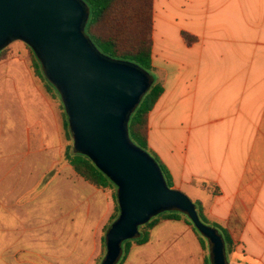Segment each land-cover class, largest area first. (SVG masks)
<instances>
[{"label": "crops", "instance_id": "crops-1", "mask_svg": "<svg viewBox=\"0 0 264 264\" xmlns=\"http://www.w3.org/2000/svg\"><path fill=\"white\" fill-rule=\"evenodd\" d=\"M153 39L164 92L149 115L150 148L174 188L228 230L243 264H264V0H154ZM35 187L39 178L0 174V264H94L110 193L70 165ZM168 222L180 221L153 228L123 264H180L181 239L167 249L155 235L177 229Z\"/></svg>", "mask_w": 264, "mask_h": 264}, {"label": "water", "instance_id": "water-1", "mask_svg": "<svg viewBox=\"0 0 264 264\" xmlns=\"http://www.w3.org/2000/svg\"><path fill=\"white\" fill-rule=\"evenodd\" d=\"M83 0H0V51L26 43L56 87L68 116L74 150L89 157L117 186L118 218L106 233L101 264H117L123 242L157 215L186 214L211 246V264H229L216 228L204 223L194 201L168 186L155 159L135 146L128 124L153 79L140 67L101 54L85 28Z\"/></svg>", "mask_w": 264, "mask_h": 264}, {"label": "rangeland", "instance_id": "rangeland-1", "mask_svg": "<svg viewBox=\"0 0 264 264\" xmlns=\"http://www.w3.org/2000/svg\"><path fill=\"white\" fill-rule=\"evenodd\" d=\"M152 77L157 83L159 75L153 73ZM65 116L61 98L56 92H50L47 83L34 73L33 53L29 46L21 41L7 46L0 55V174L15 172L18 182L39 178V188L33 189L38 191L63 166H69L66 152L68 148L74 150V139L70 128L65 126ZM15 165L18 171H14ZM104 190L112 198L117 192L112 188ZM187 217L182 213L181 223L168 222L177 229L168 233L165 226H161L155 235L169 239L167 249L171 248L172 238L181 239L180 264H208V257L211 264L209 240L190 224ZM110 218L103 228L102 250L94 264H101L105 257L106 240L103 239ZM165 221L172 220L159 216L157 225ZM202 237L208 241L207 247L203 246ZM234 252L228 255V263L243 264L242 258Z\"/></svg>", "mask_w": 264, "mask_h": 264}, {"label": "trees", "instance_id": "trees-1", "mask_svg": "<svg viewBox=\"0 0 264 264\" xmlns=\"http://www.w3.org/2000/svg\"><path fill=\"white\" fill-rule=\"evenodd\" d=\"M83 1L86 3L90 11L85 33L91 39L98 51L110 59L134 64L152 77L155 70L152 60L154 46V0ZM183 38L187 44H191L195 40L192 36L185 32L183 33ZM30 50L33 53L34 73L47 83L50 92H56L61 98V95L56 87L45 76L42 64L38 57L31 48ZM3 51L4 50L0 51V55L3 54ZM163 92V84L160 82L155 83L153 79L151 89L140 101L131 116L128 124V130L131 142L135 146L146 151L155 159L166 179L168 186L174 188L173 177L168 167L149 145V115L154 109L159 98L162 96ZM63 109L65 110L64 104ZM65 115V126L69 127L66 111ZM66 159L73 167L76 174L88 182L103 189L112 188L117 190V186L86 155L77 153L72 148H68L66 152ZM113 199L115 202V209L105 229V233H107L112 223L120 214L116 191L113 193ZM194 203L201 220L204 223L216 228L217 232L221 235L225 244V253L228 261V255L232 254L236 248L228 230L222 225L212 222L207 218L204 206L200 201H194ZM159 216H164L165 220L178 221L181 219L182 212L177 210L163 212L152 218L145 225L141 226L137 237L123 242V253L117 264H123L125 262L134 242L139 245H143L150 240V232L158 224ZM187 218L190 224L196 229L190 218ZM105 240L106 236L103 241L105 242ZM207 243L208 241L202 237V244L204 247H207ZM207 260L208 264H210L209 257Z\"/></svg>", "mask_w": 264, "mask_h": 264}]
</instances>
